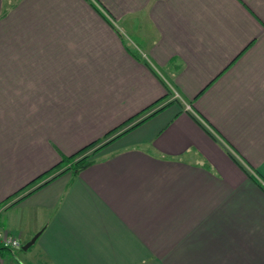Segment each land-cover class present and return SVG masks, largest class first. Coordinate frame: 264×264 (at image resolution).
<instances>
[{"label": "crops", "instance_id": "0c3cea01", "mask_svg": "<svg viewBox=\"0 0 264 264\" xmlns=\"http://www.w3.org/2000/svg\"><path fill=\"white\" fill-rule=\"evenodd\" d=\"M0 230L41 233L7 264H264V0H0Z\"/></svg>", "mask_w": 264, "mask_h": 264}, {"label": "trees", "instance_id": "16d2710c", "mask_svg": "<svg viewBox=\"0 0 264 264\" xmlns=\"http://www.w3.org/2000/svg\"><path fill=\"white\" fill-rule=\"evenodd\" d=\"M151 107H149L148 109H145L143 112H146L147 110H149ZM161 109L155 111L154 113H152L150 116L144 118L142 121H139L138 123H136L135 125H133L132 127H130V129L132 128H135L137 126H139L140 124H142L144 121H146L148 118L156 115L158 112H160ZM143 114V113H141ZM140 116L137 115L136 117H134V119L126 122L125 124L119 126L118 128L114 129L113 131H111L108 135H106L105 138H108L109 136H111L113 133L117 132L119 129L123 128L126 124H129L130 122H133V120H135L136 118H138ZM128 130H126L125 132H127ZM117 137L109 140L108 142H106L105 144H102L98 149H102L104 148L105 146H107L108 144H110L114 139H116ZM100 141H96L90 145H88L87 147H85L83 150H81L80 152L76 153L75 155H73L72 157L66 159L65 161H63L61 164H64V163H69V167L68 169L65 171V172H68V171H74V172H77V171H80L86 167H88L90 164H92L93 161L90 160V157L89 156H86V157H83L81 159L78 160L79 157L83 156L87 151H89L90 149L94 148L95 146H97L99 144ZM60 166V164L58 165ZM58 166L56 168H58ZM52 171H49L47 173H45L44 175L40 176L36 181H38L39 179H42L44 177H46L48 174H50ZM34 181V182H36ZM33 182V183H34ZM48 183V182H47ZM47 183L43 184L42 186L46 185ZM32 184V183H31ZM41 186V187H42ZM25 189V188H24ZM24 189H22L21 191H23ZM19 191V192H21ZM18 194V193H17ZM24 246V245H23ZM22 246V247H23Z\"/></svg>", "mask_w": 264, "mask_h": 264}, {"label": "built area", "instance_id": "2783aa9c", "mask_svg": "<svg viewBox=\"0 0 264 264\" xmlns=\"http://www.w3.org/2000/svg\"><path fill=\"white\" fill-rule=\"evenodd\" d=\"M176 98L179 99L180 96L177 95ZM190 109L191 108L188 106L187 110ZM22 246L23 244L17 235L0 230V249L15 251L21 249ZM0 264H7V262L2 257H0Z\"/></svg>", "mask_w": 264, "mask_h": 264}, {"label": "rangeland", "instance_id": "374dc122", "mask_svg": "<svg viewBox=\"0 0 264 264\" xmlns=\"http://www.w3.org/2000/svg\"><path fill=\"white\" fill-rule=\"evenodd\" d=\"M100 147V145L98 144L97 146H95L94 148H92V149H90L89 151H87L83 156H81V157H79L78 158V160L79 159H81V158H83V157H86V156H89L90 157V160L91 161H93L94 159V155L96 154V152H98L99 150H101V149H98ZM34 238V237H33ZM32 238V239H33ZM31 239V240H32ZM22 242V244L23 245H25V244H27L28 243V241L26 242V241H21ZM30 242V241H29Z\"/></svg>", "mask_w": 264, "mask_h": 264}, {"label": "water", "instance_id": "95a60500", "mask_svg": "<svg viewBox=\"0 0 264 264\" xmlns=\"http://www.w3.org/2000/svg\"><path fill=\"white\" fill-rule=\"evenodd\" d=\"M40 236H41V233H37L30 242H28L22 247V249L24 251H28L37 242Z\"/></svg>", "mask_w": 264, "mask_h": 264}]
</instances>
